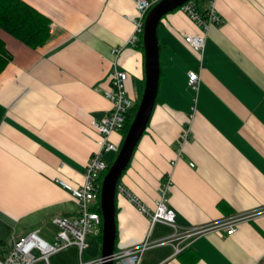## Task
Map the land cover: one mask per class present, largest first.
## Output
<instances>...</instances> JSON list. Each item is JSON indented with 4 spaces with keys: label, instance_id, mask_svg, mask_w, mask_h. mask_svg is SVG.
Segmentation results:
<instances>
[{
    "label": "crops",
    "instance_id": "crops-1",
    "mask_svg": "<svg viewBox=\"0 0 264 264\" xmlns=\"http://www.w3.org/2000/svg\"><path fill=\"white\" fill-rule=\"evenodd\" d=\"M22 1L49 19L50 35L32 49L0 29L12 57L0 73V224L12 226L16 239L31 232L40 237L50 224L55 232L40 238L52 242V219L71 220L80 212L56 180L82 184L97 149L90 122L111 108L104 97L108 76L114 69L127 73L135 105L144 58L127 45L133 0ZM214 8L222 24L209 27L202 55L182 40L199 32L187 15L177 9L161 19L156 102L119 184L152 211L171 175L167 205L180 231L260 214L232 235L208 232L151 248L141 264H264V0H215ZM190 70L199 74L197 90L187 84ZM188 123L191 137L178 157ZM121 140L122 133L110 137L119 146ZM115 227L117 252L145 241L149 217L116 192ZM171 233L157 225L149 240ZM100 236L86 239L93 254L82 260L100 259Z\"/></svg>",
    "mask_w": 264,
    "mask_h": 264
},
{
    "label": "built area",
    "instance_id": "built-area-1",
    "mask_svg": "<svg viewBox=\"0 0 264 264\" xmlns=\"http://www.w3.org/2000/svg\"><path fill=\"white\" fill-rule=\"evenodd\" d=\"M159 1L161 0H133L135 15L131 18L133 32L127 41L128 46L136 47L142 37L146 15ZM214 1L208 0V6L204 15L195 8L191 0L179 8L199 28V32L195 34H183L182 40L194 52L201 55L204 52L205 39L209 27L212 24H222L221 17L215 11ZM118 52L119 50H112L113 54H117ZM127 79L128 75L126 72L115 69L108 76L109 88L104 92V97L110 102L111 108L102 118L92 119L90 122L91 127L97 134L95 138L97 149L91 155L84 168L82 184L78 187H72L61 180H56L57 184L67 190L71 197L78 202L80 207L79 215L71 220L54 217L52 224L57 228V232L52 242L43 240L36 232L28 233L18 239L12 238L6 251L0 253V264H34L36 261L35 251L40 253L39 260H42L45 264H49L51 256L72 247L77 250L78 262L76 264H101L100 259L84 261L82 260V255L87 248V237L101 235V215L92 209L97 205L99 206L101 176L107 170L108 161L112 159H107V156L109 154L116 156L119 151L120 146L112 143L110 137L115 133H123L129 111L134 105L133 100L128 96L126 91L125 85ZM199 82L200 77L198 72L192 70L187 72V84L190 88L197 90ZM190 137L191 128L188 123L179 137L178 157L181 156L184 145L189 141ZM171 183V175H168L160 187L159 195L152 211L142 205L124 186L119 183L117 184L116 192L125 196L131 204L137 207L140 213L149 217V232L143 243L129 249L115 251L111 257L113 264H141L142 257L147 250L167 244L172 245L174 240L184 241L208 232L221 230H226L228 235H232L240 223L260 214V212L241 214L209 226L180 231L175 224V213L167 205ZM157 225L171 228L172 233L169 237L150 241V234ZM173 247L175 254H178L180 249L177 246Z\"/></svg>",
    "mask_w": 264,
    "mask_h": 264
},
{
    "label": "water",
    "instance_id": "water-1",
    "mask_svg": "<svg viewBox=\"0 0 264 264\" xmlns=\"http://www.w3.org/2000/svg\"><path fill=\"white\" fill-rule=\"evenodd\" d=\"M190 0H161L146 15L141 37L144 58V85L135 115L120 144L115 159L101 181L99 209L102 218L101 264H113L115 249L116 186L129 165L133 152L142 137L154 108L160 77V55L157 28L161 19Z\"/></svg>",
    "mask_w": 264,
    "mask_h": 264
},
{
    "label": "trees",
    "instance_id": "trees-1",
    "mask_svg": "<svg viewBox=\"0 0 264 264\" xmlns=\"http://www.w3.org/2000/svg\"><path fill=\"white\" fill-rule=\"evenodd\" d=\"M205 1L206 0H191L195 8L203 15L206 13V9L203 6ZM0 29L26 46L36 49L44 45L49 39L50 21L22 0H0ZM136 48L143 53L141 39L137 43ZM11 60V55L7 52L5 45L0 40V73ZM138 103L139 101L133 105L132 109L129 111L125 129L122 133V140L135 115ZM114 159L115 156L108 161L107 169ZM106 171L102 174L101 179ZM92 210L100 214L98 205ZM6 248V246L2 248L0 245V253L6 251Z\"/></svg>",
    "mask_w": 264,
    "mask_h": 264
},
{
    "label": "rangeland",
    "instance_id": "rangeland-1",
    "mask_svg": "<svg viewBox=\"0 0 264 264\" xmlns=\"http://www.w3.org/2000/svg\"><path fill=\"white\" fill-rule=\"evenodd\" d=\"M55 232V228L52 227L50 224L44 227L43 232L40 234V237L44 239L47 235H51ZM14 235L13 227L10 225H2L0 224V243L2 248L5 246L7 247L9 242L11 241L12 236ZM87 242L89 241L90 237H87ZM5 245V246H4ZM93 246L89 249H86L82 255V259H86L87 256L90 257L89 254H93ZM36 261L34 264H45L42 260H39L40 253L38 251L34 252ZM78 262V256L75 252L74 248H70L66 251L53 255L49 258V264H75Z\"/></svg>",
    "mask_w": 264,
    "mask_h": 264
}]
</instances>
